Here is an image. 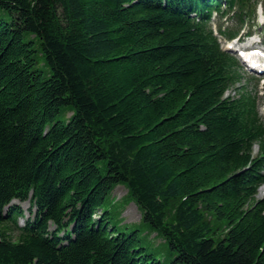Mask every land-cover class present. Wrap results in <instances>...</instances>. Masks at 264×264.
Segmentation results:
<instances>
[{
	"label": "trees",
	"instance_id": "obj_1",
	"mask_svg": "<svg viewBox=\"0 0 264 264\" xmlns=\"http://www.w3.org/2000/svg\"><path fill=\"white\" fill-rule=\"evenodd\" d=\"M223 1L0 0V264H264V120ZM119 184L171 262L112 223Z\"/></svg>",
	"mask_w": 264,
	"mask_h": 264
},
{
	"label": "rangeland",
	"instance_id": "obj_2",
	"mask_svg": "<svg viewBox=\"0 0 264 264\" xmlns=\"http://www.w3.org/2000/svg\"><path fill=\"white\" fill-rule=\"evenodd\" d=\"M261 1V0H260ZM218 24L222 21L217 17L215 19ZM258 25L253 28L254 31L258 33L261 32V28H264V5H259L258 7ZM232 26H237L236 21H231L229 23ZM243 32V31H242ZM264 32V29H263ZM256 39H259L256 36ZM45 60L42 56H39V64L38 67L45 70L49 73V68L45 64ZM243 81L241 82V86H246L247 89L252 91L254 94L258 96V102L262 106L264 105V79H258V77H254L253 74L249 72H244ZM236 91L231 90V94H235ZM71 112L69 113V115ZM259 150V146H255V153ZM105 172V167H102ZM129 189L124 184L117 185L110 196L107 198L106 203L104 204V208L111 211V221L113 224L118 225L120 228H125V226H129V230L134 228H139L141 237L143 238L146 247L149 248L150 251H154L157 256L161 259H166L168 262L175 257V254L170 250L169 245L165 242L162 236H160L156 231L151 229L150 227L141 223L142 219V211L138 206L135 199L128 194ZM264 196V184L259 187L258 197ZM12 204L16 206H20L24 211V215L19 217V225H24L29 217L33 218L35 208L32 207V203L30 200L21 201L19 199H15ZM215 224V236L216 238L223 237V233L226 224L216 221L214 218ZM13 233L14 237H17L18 232L16 230H10Z\"/></svg>",
	"mask_w": 264,
	"mask_h": 264
}]
</instances>
